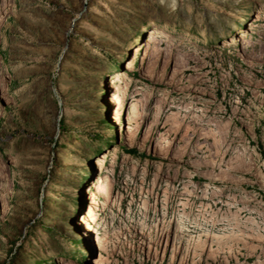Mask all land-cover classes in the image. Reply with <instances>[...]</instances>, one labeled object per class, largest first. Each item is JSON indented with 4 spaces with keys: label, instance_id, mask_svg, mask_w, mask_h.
<instances>
[{
    "label": "rangeland",
    "instance_id": "1",
    "mask_svg": "<svg viewBox=\"0 0 264 264\" xmlns=\"http://www.w3.org/2000/svg\"><path fill=\"white\" fill-rule=\"evenodd\" d=\"M94 258L264 264V0H0V264Z\"/></svg>",
    "mask_w": 264,
    "mask_h": 264
},
{
    "label": "bare ground",
    "instance_id": "2",
    "mask_svg": "<svg viewBox=\"0 0 264 264\" xmlns=\"http://www.w3.org/2000/svg\"><path fill=\"white\" fill-rule=\"evenodd\" d=\"M114 80V79H113ZM113 83V82H112ZM111 88H114L115 89V92H117V89H119L118 88V86L117 85H114L113 84V86L111 87ZM120 92V91H119ZM110 104H112L113 106H117L118 105V99H117V96H116V93H113V95H112V97H111V99H110ZM118 107V106H117ZM116 107V108H117ZM118 110L119 109H115L114 110V120L116 121V122H118L119 120H118V116H119V113L120 112H118ZM128 121H127V123H128V132H131L132 131V127H131V121H133L132 120V117H131V115H130V113H129V115H128V119H127ZM103 163H104V158L103 159H100V160H98L97 161V164H96V167L99 169V170H102V167H103ZM89 220V219H88ZM87 219H86V217L84 218V219H82V220H80V223L84 226V235L85 236H89V234H90V232H92V227L90 226V224H89V221H88ZM79 225V224H78ZM96 243H98V244H100V240L99 239H97V242ZM97 244V245H98ZM92 264H100V260L99 259H97V258H94L93 260H92Z\"/></svg>",
    "mask_w": 264,
    "mask_h": 264
},
{
    "label": "trees",
    "instance_id": "3",
    "mask_svg": "<svg viewBox=\"0 0 264 264\" xmlns=\"http://www.w3.org/2000/svg\"><path fill=\"white\" fill-rule=\"evenodd\" d=\"M128 152H129V153H130V152H135V150H134V149H129Z\"/></svg>",
    "mask_w": 264,
    "mask_h": 264
}]
</instances>
